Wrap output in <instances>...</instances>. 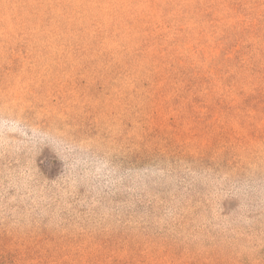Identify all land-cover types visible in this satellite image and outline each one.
Segmentation results:
<instances>
[{"label":"rangeland","instance_id":"374dc122","mask_svg":"<svg viewBox=\"0 0 264 264\" xmlns=\"http://www.w3.org/2000/svg\"><path fill=\"white\" fill-rule=\"evenodd\" d=\"M0 264H264V0H0Z\"/></svg>","mask_w":264,"mask_h":264},{"label":"trees","instance_id":"16d2710c","mask_svg":"<svg viewBox=\"0 0 264 264\" xmlns=\"http://www.w3.org/2000/svg\"><path fill=\"white\" fill-rule=\"evenodd\" d=\"M231 201L230 199H224L223 203L226 204L227 202Z\"/></svg>","mask_w":264,"mask_h":264}]
</instances>
